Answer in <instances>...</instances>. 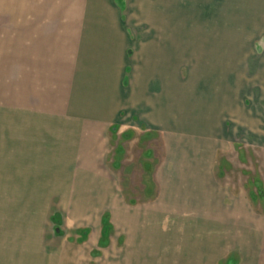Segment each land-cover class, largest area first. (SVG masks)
Masks as SVG:
<instances>
[{
    "label": "rangeland",
    "instance_id": "obj_1",
    "mask_svg": "<svg viewBox=\"0 0 264 264\" xmlns=\"http://www.w3.org/2000/svg\"><path fill=\"white\" fill-rule=\"evenodd\" d=\"M120 3L123 11L118 7ZM9 34H58L60 43L65 42L63 56L57 53L59 58L63 57L58 69L49 70L45 66L43 74L49 73V77L45 81L48 90L43 93L49 95L48 109L56 110L59 106L62 110L64 107L66 116L80 117L82 133L94 125L92 121L97 115L120 109L118 96L109 95L112 88L99 81L96 83V74L106 58L109 59L108 55L104 58L100 54L105 49L104 39L107 40L108 34H129L123 52L127 51V62L134 66L138 62V47L159 37L162 62L166 63L159 98L161 113L168 109L176 117L171 135L176 144L184 138L190 139L200 146L201 152L207 149L201 143L210 139V153L215 159L213 175L220 186L228 188L238 204L235 210L240 213H229L234 206L233 200L228 198L222 202L226 213L208 216V224L202 227L198 223L201 216L197 215H162L163 220L162 216L142 213L143 207L134 203L148 202L153 192L141 183V167H124L116 172L113 191L119 195L124 191L128 196L125 201L133 206L129 205L127 214L121 213L119 198L113 200L118 204L112 209L117 210L114 214L111 209L109 213L100 214L104 210L103 200L0 199L3 210L0 212V264H49L51 257L60 250H64L65 256H88L87 241L98 239L100 229L106 224L111 226L107 235L112 241L108 247L94 251L96 263L90 264H120L124 257L132 255L131 248L125 244L141 235L142 226L150 239L158 237L159 223L164 227V236L168 237L170 225H175L178 238H183V233L189 230L188 222H182L184 218L192 219L194 243L208 240L212 245L217 240L225 241L221 253L216 254L222 259L216 264H224L227 257H233L235 264H255L257 260L258 264H264V0H0V67L4 73H7L5 68L10 53ZM81 40L84 49L78 56L76 44ZM194 43L198 47L201 45L202 52L191 56L187 48L196 46ZM49 52L53 54L52 50ZM52 57L49 56V60ZM239 74L240 94L229 86L234 75ZM191 78L197 85L195 91L186 87ZM170 83L176 85L174 93L173 86L168 87ZM222 90L227 102L224 112L217 111ZM192 95L202 102L208 95L215 117L200 118V103L197 109L192 108ZM58 97L64 101L58 103ZM233 106L235 113L228 110ZM192 110H196L198 116ZM196 121L198 125L202 122V128L204 123L210 122V135L205 133V128L202 134L200 131L198 135L187 133L193 130ZM250 122L253 130L249 128ZM67 126L71 127V123L66 119ZM159 136L146 134L143 143L151 148L154 140L156 153L160 152L162 157L165 149L163 138L161 141ZM111 142L119 143V136H112ZM117 154L120 162L123 161L126 152L122 157L120 151ZM122 165H126V160ZM91 201H97L98 213H91L96 209ZM13 202L18 204V214H15L18 224L32 217L34 230L30 241L25 240L22 231L13 238L14 233L8 229ZM30 202L33 205L31 215L28 213ZM53 211V214L62 211L59 227L62 236L55 235L53 225L47 220ZM80 230L87 231V235L76 233Z\"/></svg>",
    "mask_w": 264,
    "mask_h": 264
},
{
    "label": "crops",
    "instance_id": "obj_2",
    "mask_svg": "<svg viewBox=\"0 0 264 264\" xmlns=\"http://www.w3.org/2000/svg\"><path fill=\"white\" fill-rule=\"evenodd\" d=\"M121 5L122 3L118 7L120 6V11H123L124 9H121L123 5ZM9 35L10 53L5 68L7 73H4L0 67V199L103 200L105 202L101 207L104 210L100 211L102 214L109 213L110 209H116L118 204L113 203V200L119 198L121 213L127 214L131 204L125 201L128 200V196L124 191L120 195L115 193L113 187L116 172L121 168L123 170L124 167L134 166L142 168L141 183L146 190L151 189L153 192L148 202L134 203L138 207H143L142 213H153L158 216L197 215L201 216V221L198 222V218L196 221L202 227L208 224V216L226 213V206L222 204L226 198L233 200L234 208L229 213H240L235 210L238 207L235 205L238 204L229 194L228 188L220 186L213 175L215 159L210 153V139L201 143L207 148L201 152L200 146L190 139L184 138L176 144L175 137L171 135V130L176 124V117L168 109V113L167 111L161 113L159 98L162 70L166 69V63L162 62L164 58L159 37L148 45L138 47L136 54L138 62L134 66L127 62V51L123 52V45L125 40L129 39V34H122L124 36L108 34L107 40L104 39L105 49L100 54L104 55V58L108 55L109 59L106 58L99 73H95L97 80L95 81L97 84L99 81L100 84H106V87L112 88L113 91L109 95L118 96L120 109L105 112L102 116L97 115L98 117H94L96 120L92 121L94 125L89 126L86 132L82 133L80 117L66 116L64 107L62 110H59V106L56 110L48 109L49 95L43 93V90H48L45 81L49 77V73L43 74L45 66L49 70L50 68L58 69L59 62H63L61 60L63 57L59 58L57 53L63 56L65 42L60 43L58 34ZM76 46L77 55L80 56L84 49L82 40ZM201 49V45L200 47L191 45L187 48V53L191 56L197 55ZM50 50L53 54H50ZM49 56L53 57L49 60ZM33 70L37 74L35 77ZM168 81L171 82V78ZM231 83L229 86L233 88V92L240 94V74L234 75ZM172 86L174 93L176 85L174 83L168 85L169 89ZM186 87L190 88V91L193 89L195 91L197 85L191 78L190 85ZM220 95L221 105L217 111L224 112L227 104L224 90ZM206 96L207 100L202 102V100H195L192 95L191 106L197 109L200 103L199 117L207 120L209 116L215 117V109L212 104L209 105V96ZM59 98L58 103L64 101L63 98ZM216 101H218L217 98ZM234 109L233 106L232 110H228L235 113ZM144 110L147 113H144ZM192 113L198 116L196 110H192ZM66 119L70 121L71 127H66ZM199 124L196 121L193 130L189 129L187 133L198 135L200 131L202 134L205 128V133L210 135V122L204 123V128L201 126L202 122ZM166 125L169 127L164 128ZM252 126L250 122L249 128ZM154 133L160 135L161 141L163 138L165 155L162 157L160 152L156 153L154 140H152L151 148H146L147 143H143L146 134L154 135ZM115 135L119 136L120 142L112 144V136ZM179 144L183 145L179 147ZM172 145L175 148H171ZM118 150L121 152V157L126 152L122 157L123 161L126 160L125 166L118 158ZM134 152H136L135 158ZM82 184H84L83 187ZM91 202L96 208L91 213H98L99 209L95 207L97 201ZM13 203L15 205L11 207L13 212L12 218L10 217L8 221V229L14 233L13 238L16 239L18 231H22L25 240L30 241L31 232L34 230L32 217L31 220L25 218L21 224H18L15 218V214H18V204ZM1 211L3 212L0 206ZM116 211L112 210L111 214ZM32 212L33 205L30 202L28 213L31 215ZM57 214L62 217V211H57ZM50 217L47 219L48 222ZM183 220L182 222L187 221L189 225V230L183 233V238H178L175 225H170L169 235L166 237L165 232L162 234V231H165L162 229L164 227L159 223L158 237L151 239L147 237L142 226L141 235L134 240H128L125 244V247L131 248L132 255L124 257L120 264H193L194 262L216 264L220 262L222 256L216 254L221 253L220 248L225 247V241L217 240L210 245L207 240L196 244L192 237V219L184 218ZM216 222H219L218 218ZM41 230L44 231L43 228ZM111 241L108 235L102 237L101 228L98 239L87 241L88 256H65L64 250H60L51 257L49 264L96 263V256L93 257L94 251H97L99 247H108ZM106 258L105 256L104 259ZM226 259L224 264L236 263L233 257ZM105 264L110 263L105 262ZM255 264H258V260Z\"/></svg>",
    "mask_w": 264,
    "mask_h": 264
},
{
    "label": "trees",
    "instance_id": "obj_3",
    "mask_svg": "<svg viewBox=\"0 0 264 264\" xmlns=\"http://www.w3.org/2000/svg\"><path fill=\"white\" fill-rule=\"evenodd\" d=\"M50 222L53 225V230H54L55 235L62 236V233H61V231L59 229V227L61 226V216L59 214H57V213L53 214L50 217ZM109 230H111V226H109L108 224H106L103 227V229H102V237L107 236ZM76 233L81 234V236H85V235H87L88 232L85 231V230H83V231L80 230V231H77Z\"/></svg>",
    "mask_w": 264,
    "mask_h": 264
}]
</instances>
